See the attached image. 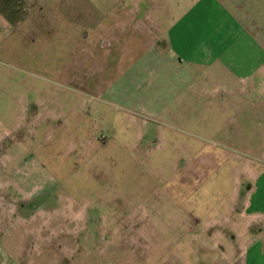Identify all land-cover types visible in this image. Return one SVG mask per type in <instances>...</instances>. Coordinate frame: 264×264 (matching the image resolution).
<instances>
[{
	"label": "rangeland",
	"instance_id": "rangeland-1",
	"mask_svg": "<svg viewBox=\"0 0 264 264\" xmlns=\"http://www.w3.org/2000/svg\"><path fill=\"white\" fill-rule=\"evenodd\" d=\"M47 31L0 39V264H242L217 231L245 170L264 173L257 129L224 124L225 95L167 87L144 53L70 52Z\"/></svg>",
	"mask_w": 264,
	"mask_h": 264
},
{
	"label": "crops",
	"instance_id": "crops-1",
	"mask_svg": "<svg viewBox=\"0 0 264 264\" xmlns=\"http://www.w3.org/2000/svg\"><path fill=\"white\" fill-rule=\"evenodd\" d=\"M46 16L67 20L55 30L85 31L105 58L144 53L167 87L208 104L225 95L224 124L257 129L262 143L253 148L264 160V0H0V39L16 29L33 38ZM245 174L217 232L230 235L225 261L237 250L242 264H264V186L252 185L264 173Z\"/></svg>",
	"mask_w": 264,
	"mask_h": 264
},
{
	"label": "flooded vegetation",
	"instance_id": "flooded-vegetation-1",
	"mask_svg": "<svg viewBox=\"0 0 264 264\" xmlns=\"http://www.w3.org/2000/svg\"><path fill=\"white\" fill-rule=\"evenodd\" d=\"M50 17L51 16H46V17H44V20L46 18H50ZM42 29H43V31L48 30L47 33H50L51 35H56V34L58 35V34H60L59 32H61V31L55 30L51 27L46 28V26L43 27ZM65 31H66V33H64V35L66 36V39L69 41L68 45L70 46V50H69L70 52H75V51L79 52L80 50L81 51L86 50L87 52L93 51L97 55L99 53L102 54L101 53L102 50L100 48L95 47L91 44L92 38H90L89 34H87L85 31L84 32H82V31L76 32V31L71 30V29H67ZM95 48H96V50H95ZM30 107L31 106L28 104V108H30Z\"/></svg>",
	"mask_w": 264,
	"mask_h": 264
}]
</instances>
